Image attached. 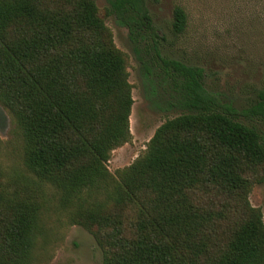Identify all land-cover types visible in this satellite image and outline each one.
Masks as SVG:
<instances>
[{
  "label": "trees",
  "instance_id": "16d2710c",
  "mask_svg": "<svg viewBox=\"0 0 264 264\" xmlns=\"http://www.w3.org/2000/svg\"><path fill=\"white\" fill-rule=\"evenodd\" d=\"M110 15L132 41L151 40L182 108L114 173L134 100ZM186 25L175 6L173 31ZM157 39L146 0H0V106L23 168L6 172L0 158V264H32L49 189L93 236L100 264H264L262 213L249 201L264 181L252 123L264 122V90L237 109L205 88L201 67L162 57Z\"/></svg>",
  "mask_w": 264,
  "mask_h": 264
},
{
  "label": "rangeland",
  "instance_id": "374dc122",
  "mask_svg": "<svg viewBox=\"0 0 264 264\" xmlns=\"http://www.w3.org/2000/svg\"><path fill=\"white\" fill-rule=\"evenodd\" d=\"M97 3L102 9L108 0ZM146 4L158 30L162 57L201 67L205 88L237 109L257 100V93L264 90V0H146ZM177 5L187 14L181 33L172 29ZM105 20L115 45L126 54L134 100L129 116L131 137L112 150L107 162L114 173L142 154L155 129L182 108L175 105L181 100L176 79L163 73L159 58L152 59L151 40L134 42L129 29L115 16ZM252 123L264 136V122L253 119ZM13 140L11 118L0 106V158L6 172H22ZM50 192L51 203L43 212V232L37 238L32 264H100L102 252L93 236L56 210ZM249 201L261 210L264 222V181L253 187Z\"/></svg>",
  "mask_w": 264,
  "mask_h": 264
}]
</instances>
